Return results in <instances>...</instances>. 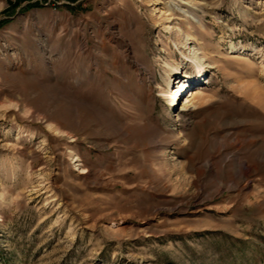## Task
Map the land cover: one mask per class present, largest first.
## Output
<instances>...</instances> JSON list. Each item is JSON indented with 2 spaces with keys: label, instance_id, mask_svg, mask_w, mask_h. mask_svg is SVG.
<instances>
[{
  "label": "rangeland",
  "instance_id": "obj_1",
  "mask_svg": "<svg viewBox=\"0 0 264 264\" xmlns=\"http://www.w3.org/2000/svg\"><path fill=\"white\" fill-rule=\"evenodd\" d=\"M0 264H264V0H0Z\"/></svg>",
  "mask_w": 264,
  "mask_h": 264
},
{
  "label": "bare ground",
  "instance_id": "obj_2",
  "mask_svg": "<svg viewBox=\"0 0 264 264\" xmlns=\"http://www.w3.org/2000/svg\"><path fill=\"white\" fill-rule=\"evenodd\" d=\"M184 78H187V81L185 83H183V85L181 87V90L179 92H180V94L183 93L184 91H189L190 92L189 96H187L186 99H185L186 100L185 101V105H186L185 108H186V110H188L190 107H192L195 104V102L203 99V95H202L203 93L198 91V90H196V89L193 90V88L191 90H189L191 88L192 84H193L192 77L191 76H187V77H184ZM179 92H177V94Z\"/></svg>",
  "mask_w": 264,
  "mask_h": 264
}]
</instances>
